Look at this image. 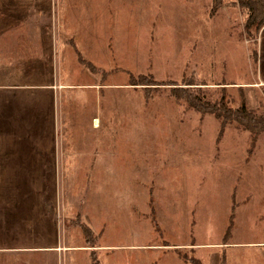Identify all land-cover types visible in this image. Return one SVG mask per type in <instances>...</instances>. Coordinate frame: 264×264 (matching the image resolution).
I'll return each instance as SVG.
<instances>
[{
	"label": "rangeland",
	"instance_id": "374dc122",
	"mask_svg": "<svg viewBox=\"0 0 264 264\" xmlns=\"http://www.w3.org/2000/svg\"><path fill=\"white\" fill-rule=\"evenodd\" d=\"M103 1L0 0V264H264V131L185 102L264 115V27Z\"/></svg>",
	"mask_w": 264,
	"mask_h": 264
},
{
	"label": "trees",
	"instance_id": "16d2710c",
	"mask_svg": "<svg viewBox=\"0 0 264 264\" xmlns=\"http://www.w3.org/2000/svg\"><path fill=\"white\" fill-rule=\"evenodd\" d=\"M240 9L246 14L244 30L247 37L255 38L261 28L264 27V0H236ZM187 97L186 105L198 112H207L214 114L218 120L232 122L236 129L241 131H248L253 136H259L257 132L264 131V115L255 111L249 110L245 102L242 101L240 107L231 110L225 104V97L222 95L219 101L205 102L201 104L197 97ZM222 129V128H221ZM192 264H199L198 261L191 259Z\"/></svg>",
	"mask_w": 264,
	"mask_h": 264
},
{
	"label": "crops",
	"instance_id": "0c3cea01",
	"mask_svg": "<svg viewBox=\"0 0 264 264\" xmlns=\"http://www.w3.org/2000/svg\"><path fill=\"white\" fill-rule=\"evenodd\" d=\"M104 1H107V0H104ZM103 1V2H104ZM100 3H102V2H100ZM103 5H104V7H105V10L104 9H102V8H100V10H98V8H95V7H93V9H94V14H93V19L95 20V18L97 17V15H98V17L100 16V18L102 17V16H104V19H103V21H102V23H107V24H109V22H110V18L112 19V16L114 15V13L113 14H111L110 12H108L109 11V8H108V3L107 2H105V3H102ZM113 6H114V10L116 9V7H115V5L113 4ZM112 10V9H111ZM113 20H112V23L111 24H113ZM128 85V84H127ZM131 85V84H130ZM130 85H128V86H119V87H116V86H114V87H111L110 89H109V93H111V94H113V96L114 95H117V94H120V93H126L127 95H130V94H135V93H139V91H134V89H136V88H133L132 86H130ZM141 89H146V88H142V87H140ZM148 89V88H147ZM92 101H91V103L89 104V109L88 110H86L85 111V115H84V121L85 122H87L88 121V119H87V116H88V114L92 111ZM97 111H98V107L97 108H95V111L91 114V116H93L94 114L95 115H97L98 113H97ZM97 122L98 123V127L100 126V119L99 118H93L92 119V123H93V128L94 129H97L98 127H95V125L96 124H94V122ZM130 161H128V163H129ZM127 163V161H125V164ZM120 168V165L118 166V168L114 165V170L117 172V169H119ZM116 172H114L113 174L114 175H118Z\"/></svg>",
	"mask_w": 264,
	"mask_h": 264
},
{
	"label": "bare ground",
	"instance_id": "6f19581e",
	"mask_svg": "<svg viewBox=\"0 0 264 264\" xmlns=\"http://www.w3.org/2000/svg\"><path fill=\"white\" fill-rule=\"evenodd\" d=\"M94 124H96L95 127H98V123L96 121L94 122Z\"/></svg>",
	"mask_w": 264,
	"mask_h": 264
}]
</instances>
